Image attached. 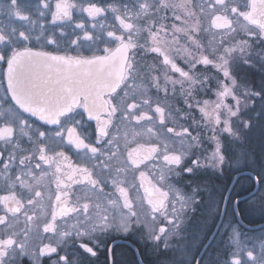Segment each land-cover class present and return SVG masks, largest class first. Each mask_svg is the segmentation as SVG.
<instances>
[{
	"label": "snow or ice",
	"instance_id": "6c2138e0",
	"mask_svg": "<svg viewBox=\"0 0 264 264\" xmlns=\"http://www.w3.org/2000/svg\"><path fill=\"white\" fill-rule=\"evenodd\" d=\"M209 7L222 10V15H215L212 20L213 27L236 30L227 15L226 0H214ZM247 7L250 11L238 12L237 7H231L230 11L247 21L240 26L246 34H256L249 28L254 25L259 35L264 36V0H251ZM168 11L172 12L174 21H180L179 26L165 23ZM108 13L119 23L118 30L108 26ZM74 14L80 19H74ZM4 15L21 24L0 25V64L7 69L0 79V89L4 92L0 97V179L9 193L0 195V264H18L24 257L31 264H44L45 257L49 264H79L77 257L68 252L69 241L78 243L84 253L95 257L97 252L88 241L96 233L112 227L127 230L131 221L139 223L140 215L145 214L133 209L123 188L119 191L124 196L123 208L127 212L121 211L111 218L109 210L99 201L81 205L78 198L77 204L70 207L62 198L72 185L85 186L83 199L86 201L91 198L90 194L99 197L103 192L99 174L114 167L117 172L121 171L116 167L122 163L121 126L125 140L129 134L136 138L144 134L136 126L152 119L144 111L150 106V100L140 99L147 96L148 88L132 50L162 56L165 81L173 85V91L180 84L188 108H198L206 119L217 125L221 123L223 111L236 115L227 103L228 97H235L231 88L225 86L215 104L203 101L201 105L192 92L198 81L177 67L170 57L171 52L179 51L175 47L177 33H183L197 49L201 48L193 38L200 26L189 0H135L131 8L126 4L104 5L97 0H55L54 6L52 0H38L34 12L28 10V5H22L21 0H8ZM46 16H50L51 23L45 21ZM144 33L147 35L141 42ZM246 46L247 41H243L239 49ZM189 55L193 69L197 64H213L202 54L199 58ZM226 65L225 56H220L214 64L223 71L224 77L229 76ZM169 67L183 79H172L168 75ZM185 80L189 81L188 89L184 88ZM151 87L160 91L158 78L153 77ZM163 91L167 93L168 89ZM187 97H192L193 102ZM155 113L163 123L164 108L156 106ZM88 122H94V127ZM167 131L180 137L190 135L187 128L179 133L174 128ZM72 151L80 163H68L67 153ZM156 151L155 147L140 145L128 152V162L138 166L151 159ZM163 159L167 164L178 165L181 157L164 155ZM35 169L40 172L36 173ZM97 169L99 174L94 178ZM50 175L55 178L56 192L54 198L50 191L47 194L50 220H44L41 231L35 210L44 211L45 189H50L45 178ZM160 195L166 197L167 193ZM156 210L153 204V211ZM72 213L76 214V222L58 230V218L67 225L63 218ZM21 216L25 223L23 230L17 227ZM45 239L50 242L44 243ZM247 256L253 258L251 252ZM232 264H241V260L234 258Z\"/></svg>",
	"mask_w": 264,
	"mask_h": 264
},
{
	"label": "flooded vegetation",
	"instance_id": "af4514ba",
	"mask_svg": "<svg viewBox=\"0 0 264 264\" xmlns=\"http://www.w3.org/2000/svg\"><path fill=\"white\" fill-rule=\"evenodd\" d=\"M7 2L8 0H0V25L19 26L20 21L14 18L9 20L4 15ZM52 3L54 6L55 0ZM21 4L28 5V10L34 12L38 0H21ZM247 5L249 0H244L239 7L247 11ZM238 12L243 11L238 8ZM233 15L244 21L243 16ZM74 19L79 20L80 17L74 14ZM45 21L51 23L50 16H46ZM116 24L119 25L118 22ZM212 29L222 31L229 28ZM132 51L135 52V49ZM144 57L146 55L141 52L135 56L141 68L143 83L148 88L147 96L140 99L150 100V106H146L144 111L152 117L136 126L144 134L136 138L129 134L125 140L124 128L121 126L122 163L116 165L121 171L117 172L115 167L103 174H99V169L95 171L94 178L99 174L103 181L100 185L103 192L99 197L90 194L91 198L86 201L83 199L85 186L72 185L66 189L62 198L67 200L70 207L77 204L78 198L81 205L84 202L94 204L99 201L109 210L111 218L121 211L127 212L123 208L124 196L119 191L123 188L133 209L145 214L140 215L139 223L131 221L127 230L112 227L96 233L88 241L89 246L97 252L95 257L84 253L78 243L72 244L71 241L68 245L69 254L76 256L79 264H232L234 258H239L241 264H264V196L260 193L259 172H253L250 165H242L238 169L235 165H201L200 155L193 159L187 158L184 140L190 137L193 141L199 131L195 130L193 133L187 128L184 122L187 117H182L175 126L187 128L190 132L188 137H180L167 131L168 128H174L172 121L178 116L176 110L173 111L172 106L175 104L169 91H157L151 87V82L145 80L147 75L144 73ZM6 71V65L0 64V79ZM3 95V89H0V97ZM158 105L164 108L163 123L160 115L155 113ZM88 124L94 127V122ZM149 128L152 129L151 132L148 131ZM175 130L179 133L183 129ZM140 145L145 148L155 147L157 151L151 159L135 166L128 162V152ZM216 152L220 153L218 150ZM67 154L70 157L68 163L75 165L81 162L75 151ZM164 155H180V163L167 164L163 159ZM225 156L227 157L226 153ZM44 167L47 168L46 165ZM15 171L13 169V173ZM35 171L40 172L39 169ZM45 179L50 183V189H45L44 211L40 208L35 210L38 217L36 223L40 225L41 231L44 220H50L47 194L50 191L54 198L56 192L55 178L50 175ZM161 193H167V196L162 197ZM7 194L9 193L4 189L3 180L0 179V195ZM160 201H163V207H160ZM153 204L157 206L156 211H153ZM75 216L72 213L63 218L67 220V225L58 218V230L75 223ZM24 226V217L21 216L17 227L23 230ZM161 228L165 230L164 233L159 231ZM49 242L48 239L44 240V243ZM52 243L55 241L52 240ZM248 252L253 254L252 259L247 256ZM18 264H31V261L24 257ZM44 264H49L47 257L44 258Z\"/></svg>",
	"mask_w": 264,
	"mask_h": 264
},
{
	"label": "rangeland",
	"instance_id": "374dc122",
	"mask_svg": "<svg viewBox=\"0 0 264 264\" xmlns=\"http://www.w3.org/2000/svg\"><path fill=\"white\" fill-rule=\"evenodd\" d=\"M244 0H227L229 5L228 18L233 20L231 29L215 31L212 29V20L215 15L222 14V10L211 9L209 5L214 0H189V7L196 13V19L199 21L200 30L193 33V38L201 45L197 49L194 44L183 33H177L178 43L175 45L179 51L170 53V57L174 60L177 67L185 72H189L190 76L198 81L193 86L192 92L195 100L208 101L215 104L218 100L219 93L224 87L231 88L233 97L227 98L230 108L236 111L235 116L229 115L227 111L221 113V123L217 125L214 121L206 119L198 108L191 109L185 104L186 96L181 93L180 84L173 85L164 79L163 57L156 53H145L141 49H135V53L139 52L146 55L144 63V73H146L148 82H153V77L158 78L160 90L167 88L173 104V111L181 117H176L172 121L175 129H184V127L175 126L182 117H187L185 124L193 133L198 130L199 133L193 141L190 137L184 140V152L187 158L193 159L196 155H200L201 165H235L236 168L242 165H250L253 172H259L261 178L260 193L264 196V36L259 35V30L249 25L255 35L246 34L241 30V25L247 24L242 18L231 13V6L241 8L244 12L246 9L239 7L240 2ZM108 3H116L118 6L128 5L133 7L135 0H97ZM203 9V10H202ZM214 13V14H213ZM78 15V14H76ZM168 19L165 21L167 25L176 23L180 25V21H174L172 12L165 13ZM79 16V15H78ZM111 13L107 14V24L112 29H119ZM141 35L140 40L143 42L145 36ZM171 37V32H169ZM243 41H247V46L242 50L239 46ZM215 49V51H213ZM228 49H236L234 52H227ZM207 56L213 61V64L203 65L197 64L196 68H191L190 55ZM225 56L227 59L226 70L228 77H224L223 71L218 70L214 64L219 62V57ZM147 70V72H145ZM255 75L251 78V75ZM168 75L174 80L183 79L179 73L168 68ZM189 81L185 80L184 88L188 89ZM189 102L192 97H187ZM237 101L239 103H237ZM178 110V111H177ZM191 119V120H190ZM225 128L228 130L226 131ZM219 151L217 154L216 151ZM227 154V157L225 156ZM200 158V159H201ZM232 162H230L228 159Z\"/></svg>",
	"mask_w": 264,
	"mask_h": 264
},
{
	"label": "water",
	"instance_id": "95a60500",
	"mask_svg": "<svg viewBox=\"0 0 264 264\" xmlns=\"http://www.w3.org/2000/svg\"><path fill=\"white\" fill-rule=\"evenodd\" d=\"M251 0H249V4H250ZM247 11H250V8L248 7V10ZM244 20V19H243ZM247 22V21H246ZM251 26H254V25H251ZM256 27V26H254Z\"/></svg>",
	"mask_w": 264,
	"mask_h": 264
},
{
	"label": "trees",
	"instance_id": "16d2710c",
	"mask_svg": "<svg viewBox=\"0 0 264 264\" xmlns=\"http://www.w3.org/2000/svg\"><path fill=\"white\" fill-rule=\"evenodd\" d=\"M254 76H255L254 74H253V75H251V78L255 79V78H254Z\"/></svg>",
	"mask_w": 264,
	"mask_h": 264
}]
</instances>
